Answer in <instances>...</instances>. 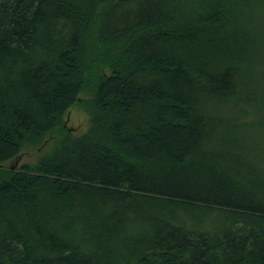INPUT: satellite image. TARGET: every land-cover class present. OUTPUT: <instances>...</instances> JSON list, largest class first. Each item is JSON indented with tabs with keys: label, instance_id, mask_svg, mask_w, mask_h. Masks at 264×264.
<instances>
[{
	"label": "trees",
	"instance_id": "1",
	"mask_svg": "<svg viewBox=\"0 0 264 264\" xmlns=\"http://www.w3.org/2000/svg\"><path fill=\"white\" fill-rule=\"evenodd\" d=\"M262 20L253 0H0V264H264Z\"/></svg>",
	"mask_w": 264,
	"mask_h": 264
},
{
	"label": "rangeland",
	"instance_id": "2",
	"mask_svg": "<svg viewBox=\"0 0 264 264\" xmlns=\"http://www.w3.org/2000/svg\"><path fill=\"white\" fill-rule=\"evenodd\" d=\"M254 1V8L255 9H259L260 12L264 11V0H253ZM261 28L259 29V37H263L264 36V20H262V26H260ZM264 39V38H263ZM262 39V40H263ZM261 41V40H260ZM263 42H261L262 44ZM260 44V45H261ZM264 69V66L262 67ZM70 114H68V118L66 120L68 127H74L76 125H79L78 127H83L84 126V122H80L77 123L76 120L70 118L69 116ZM77 123V124H76ZM256 146L258 149H263L264 148V131L261 137H257L256 142H255ZM50 147V144L48 143L47 145H45L43 147V149L40 150H33V149H29V150H24L23 152L20 153V155L18 157H16L15 159H13L12 161L6 162L3 165L5 167L7 166H11V168H16L18 167L21 163L23 162H29L32 163L33 161H36L38 159V157L41 156V154H43L44 152H48ZM250 155L251 159L246 155V158L255 162L258 166H261L264 168V151L260 150L257 155H255L256 157L253 156L252 152L247 153ZM215 214H212V216ZM214 217V216H213ZM213 220L211 218V215L207 216L205 219V224H209L208 221Z\"/></svg>",
	"mask_w": 264,
	"mask_h": 264
},
{
	"label": "water",
	"instance_id": "3",
	"mask_svg": "<svg viewBox=\"0 0 264 264\" xmlns=\"http://www.w3.org/2000/svg\"><path fill=\"white\" fill-rule=\"evenodd\" d=\"M19 155H20V154H19ZM19 155H18V156H19Z\"/></svg>",
	"mask_w": 264,
	"mask_h": 264
}]
</instances>
